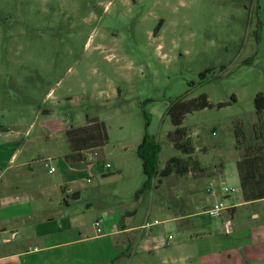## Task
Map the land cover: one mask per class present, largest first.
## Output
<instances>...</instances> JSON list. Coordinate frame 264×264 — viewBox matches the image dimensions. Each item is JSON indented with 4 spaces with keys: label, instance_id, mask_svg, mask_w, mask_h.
I'll use <instances>...</instances> for the list:
<instances>
[{
    "label": "rangeland",
    "instance_id": "rangeland-1",
    "mask_svg": "<svg viewBox=\"0 0 264 264\" xmlns=\"http://www.w3.org/2000/svg\"><path fill=\"white\" fill-rule=\"evenodd\" d=\"M203 94L212 107L183 123L198 167L191 164L189 174L167 178L157 173L153 189L145 190L150 176L140 148L146 135L159 150L158 172L173 157L187 160L168 139L175 130L168 109ZM258 94L264 95V0H0V129L29 131L35 138L60 129L43 155L57 173L48 175L44 163L34 168L43 180H77L69 187H85L71 209L82 208L78 224L89 231L104 212H118L127 223L151 212L150 222H160L153 229L176 236L173 222L162 221L198 212L207 190L226 186L238 195L242 153L235 128L241 123L252 137ZM87 117L105 124L108 141L96 150L98 157L89 152L69 164L62 128L86 126ZM90 196L94 200L86 201ZM189 197L199 201L183 206ZM50 203L53 213L62 210L55 199ZM199 220L221 228L209 216ZM114 242L82 244L74 254L88 263L96 249V260L112 259L109 264H202L201 244L179 249L188 244L183 236L154 254L121 241L124 249L113 255L108 248Z\"/></svg>",
    "mask_w": 264,
    "mask_h": 264
},
{
    "label": "crops",
    "instance_id": "crops-1",
    "mask_svg": "<svg viewBox=\"0 0 264 264\" xmlns=\"http://www.w3.org/2000/svg\"><path fill=\"white\" fill-rule=\"evenodd\" d=\"M67 130L62 128L64 134ZM44 132V135L35 138L30 137L29 131L25 134L8 127L0 129V264H109L112 259L96 260L95 256L99 255L96 249L91 253L95 261L88 263L89 260L82 259L80 254H74L75 247L112 238L116 242L109 245L108 251L113 255L124 249L122 242L141 244L143 252L154 254L166 242L168 247H175V244L170 245L172 240L169 237L178 240L182 236L188 244L177 246L180 250L184 247L183 252L190 251V247L186 248L189 244H201L202 264H264V199L246 203L241 189L236 196L231 193L227 195L223 191L226 186L219 190H207L208 196L202 199L205 205L198 212L192 211L188 215L162 221L173 222L171 228L176 236L147 228L148 223H153L150 222L151 212L137 223L136 220L127 223L126 218L118 212H104L95 221H104L101 235L95 223L91 231L83 228L78 222L84 211L81 207L72 210L71 203L82 200V189L85 187H69L77 180H43L39 169L34 168L35 164L44 163L48 175L52 176L58 171L56 169L53 174L49 172L45 162L51 158L45 159L43 155L47 153L44 148L56 133H60V129ZM70 166L69 170L80 173L79 169ZM235 186H240L239 178ZM190 191H187L188 195L194 194ZM74 194H79V198L74 200ZM53 199L62 206L57 214L50 208ZM186 199V203H182L186 207L199 201V198ZM93 200L94 197H91L86 201ZM219 202H224L229 210L222 218L215 219L220 221L221 228L218 222L208 227L199 219L206 216L203 213L206 208ZM136 213L135 210L131 216ZM188 218L197 219L187 222ZM192 226L197 227L198 231H188ZM62 249L64 252L61 256L50 254Z\"/></svg>",
    "mask_w": 264,
    "mask_h": 264
},
{
    "label": "trees",
    "instance_id": "trees-1",
    "mask_svg": "<svg viewBox=\"0 0 264 264\" xmlns=\"http://www.w3.org/2000/svg\"><path fill=\"white\" fill-rule=\"evenodd\" d=\"M234 101H236L234 99ZM258 121L252 128V137L247 138L242 131V124L237 123L236 147L242 153L237 162L240 189L244 202L253 203L264 199V95L258 94L255 99ZM225 105H219V108ZM212 107L208 96L203 94L194 99H182L173 103L168 109V115L175 127L173 132L168 134L169 141L175 149L189 158H171L166 167L160 172L157 171L156 163L159 150L151 144L149 134L140 148V156L144 163V172L150 176L145 184V190L153 188V178L157 173L161 178H167L174 174L185 175L190 173V165L194 162L192 155L195 147L191 142L187 129L183 126L187 115ZM87 125L66 131L70 144V153L66 155L69 164L80 163L86 153L103 148L108 141V133L105 124L99 120H92L87 117Z\"/></svg>",
    "mask_w": 264,
    "mask_h": 264
},
{
    "label": "built area",
    "instance_id": "built-area-1",
    "mask_svg": "<svg viewBox=\"0 0 264 264\" xmlns=\"http://www.w3.org/2000/svg\"><path fill=\"white\" fill-rule=\"evenodd\" d=\"M89 155H90L91 158L98 157V152L97 151H92V152L89 153ZM45 165L49 169V172L51 174L56 172V168L51 166V161L47 160L45 162ZM106 168H111V165L107 164ZM223 191H224L225 194L228 195L230 193H233L235 190L234 189L225 188ZM228 210H229V207L224 202H219V203H216V204L206 208L203 211V213L206 216H209L210 218L219 219V218H222L223 215L225 214V212L228 211ZM103 222H104L103 220H98L95 223V227H96L97 232H98L99 235H101L103 233V229H102ZM159 224H160L159 221H155L153 223H148L146 227L147 228H151V227L157 226ZM172 239H173L172 237H169V240H172Z\"/></svg>",
    "mask_w": 264,
    "mask_h": 264
},
{
    "label": "water",
    "instance_id": "water-1",
    "mask_svg": "<svg viewBox=\"0 0 264 264\" xmlns=\"http://www.w3.org/2000/svg\"><path fill=\"white\" fill-rule=\"evenodd\" d=\"M79 198V194H74L73 199L76 200Z\"/></svg>",
    "mask_w": 264,
    "mask_h": 264
}]
</instances>
